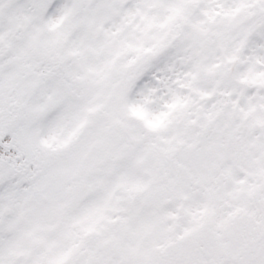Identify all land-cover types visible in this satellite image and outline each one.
Masks as SVG:
<instances>
[{
    "label": "snow or ice",
    "instance_id": "obj_1",
    "mask_svg": "<svg viewBox=\"0 0 264 264\" xmlns=\"http://www.w3.org/2000/svg\"><path fill=\"white\" fill-rule=\"evenodd\" d=\"M0 264H264V0H0Z\"/></svg>",
    "mask_w": 264,
    "mask_h": 264
}]
</instances>
